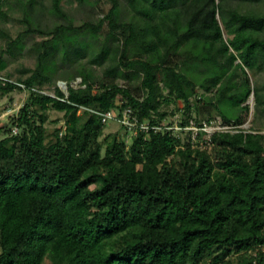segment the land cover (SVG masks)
Returning <instances> with one entry per match:
<instances>
[{"label":"trees","instance_id":"16d2710c","mask_svg":"<svg viewBox=\"0 0 264 264\" xmlns=\"http://www.w3.org/2000/svg\"><path fill=\"white\" fill-rule=\"evenodd\" d=\"M63 1L52 0L58 17ZM109 1L98 22L46 27L43 0H0V75L13 80L0 79V99L28 94L0 125V264H264V133L242 128L253 93L264 107V84L252 86L246 70H264V0H128L129 19L120 0ZM18 10L25 30L13 39L2 25ZM35 34L45 38L31 48L32 74H3L5 57ZM88 57L110 62L100 84ZM56 74L68 80V94L43 88ZM128 78L141 79L143 97L116 82ZM198 87L216 89L205 101L214 108L227 99L239 106L236 116L220 114L228 129L209 141L200 131L197 142L192 131L121 125L131 141L114 135L103 152L108 123L95 112L121 116L130 106L140 122L160 125L170 116L161 100L175 97L184 101L181 125L202 127L192 116L203 101ZM51 108L66 121L49 139Z\"/></svg>","mask_w":264,"mask_h":264},{"label":"rangeland","instance_id":"374dc122","mask_svg":"<svg viewBox=\"0 0 264 264\" xmlns=\"http://www.w3.org/2000/svg\"><path fill=\"white\" fill-rule=\"evenodd\" d=\"M13 0H9V2H12ZM123 5V14L124 19H129L133 16L132 10L129 6L128 0H120ZM238 0H235L233 2V5H238ZM41 8L43 9V26L50 27L53 26L55 23H64V24H73L74 26L82 25L86 22H98L100 18H103L111 9L112 3L109 0H64L62 2V8L65 12L64 17H58L54 13H52V0H43V2L40 4ZM241 6V5H239ZM263 7V6H262ZM22 16L21 11H15L10 12L9 17L6 22L3 23L2 27L6 29V31L10 34V36L14 39L19 37L20 34L24 33L25 27L20 22V18ZM108 23L105 24L101 37H105L108 33ZM229 37V34L225 30V38L227 39ZM45 38V36H40L39 34L35 35H28L26 36L24 40V48L21 49L15 57H12L10 55L6 56L7 60V67L3 71V74H9L13 79H17L19 77L26 78L27 76L32 74V71L37 67V55L34 54L31 50L32 46ZM99 40V39H97ZM7 41L5 39H0V54L2 52V49L6 48ZM117 42L113 45V47H116ZM89 57L83 62L87 65L90 70L93 72L94 79L96 80L97 84L100 80H103V75L108 68L109 61L106 62L102 66H96L91 65L88 63ZM62 63H59V66H61ZM63 66V65H62ZM65 67V65L63 66ZM30 70L26 74H23V70ZM246 70L249 71L250 77H251V83L252 86H261L264 85V70H262L259 73H255V71L250 70L246 68ZM238 74L242 75V70H238ZM239 76V77H240ZM81 78H78L74 81H72L73 85L77 87ZM68 83V80L62 79L60 74H56L51 81L46 82L43 85V88L49 92L50 94H54L55 85H59L66 94H68V89L66 87H63L64 85L62 82ZM119 86L128 88L132 94H134L137 97H143L144 91L141 88V79L140 78H128V79H118L116 80ZM263 85V86H262ZM67 86V85H66ZM99 85H96L98 87ZM259 89V87H258ZM216 89L212 92H207L204 88L198 87L197 89V96L202 97L203 101L196 103L197 106H195L192 109V116L193 118H200L202 119V122L208 121L206 119H210L209 121H213L212 124H209L207 129L210 132H213L221 126L222 120L220 118V114L224 115H232L236 116L240 112L239 106H236L231 99H227L225 101H222L220 104L217 105V107H213L212 104L206 103V99L211 98L215 96ZM163 94L165 97H168L169 93L168 90L164 88ZM264 94V90H263ZM197 96L192 97V100L196 101ZM28 94L26 92H23L22 90H14L13 92L5 95L3 98L0 99V125L4 123H10L11 117L18 112L19 108L27 101ZM213 101H216L213 100ZM249 105V111L244 112V119L245 123L242 125V128L248 131L253 132H261L264 133V111L262 110L264 107L257 106L256 97L253 93L247 102L245 103ZM161 111H166L170 114L168 119L174 120V116L177 114L183 113L184 110V101L183 100H176L175 97H168V100L165 101V98L161 100L160 105ZM80 115L83 113L82 110L79 111ZM220 118V119H219ZM65 117L64 113L60 112L58 110H55L54 108H51L47 112V131H48V138H52L54 132L56 129L63 127L65 124ZM221 121V122H220ZM197 132V142L199 141V137L202 135L200 131ZM116 135L117 137L123 139V140H129L131 141V133L127 132L126 129H124L120 122L117 120H111L107 125H105L103 132L100 137V141L103 146V152L106 149V146L108 145V142L110 139ZM184 138L187 139V133L182 134ZM4 132L0 133V137H4ZM205 140H208L206 138V135L203 136ZM185 139V140H186ZM188 140V139H187Z\"/></svg>","mask_w":264,"mask_h":264},{"label":"built area","instance_id":"2783aa9c","mask_svg":"<svg viewBox=\"0 0 264 264\" xmlns=\"http://www.w3.org/2000/svg\"><path fill=\"white\" fill-rule=\"evenodd\" d=\"M0 79H3L5 81H7V80L13 81V80L4 78L1 75H0ZM66 85L67 84H65V86H63V87L67 88ZM20 86L22 89H26L24 84H20ZM53 96H54V94H53ZM120 103H122V100L120 101ZM95 113H97L101 117L103 123L107 124L111 120H117L120 122L121 125L126 126L127 129L130 130L131 132H137V130H143L145 132H148L150 129H152L156 132L160 131V130H168V131H172V133H174V134L179 135L184 130L192 131V139L194 141L197 140V132H195V131H198V130L203 131L206 135V138L208 139L207 141H209L213 132H215L217 130H226L229 128L226 125H224V122L222 119H221L222 124H220L221 126L219 127V129H217L213 132H210L207 129L208 125L212 124L213 121H204V122H202V127H199L195 124V122L193 120H190L189 125H187L186 127H183L181 125V122H182V115L181 114L175 115L174 120L165 119L162 121V123L160 125H151L149 122H146V121L140 122L139 119L134 115V110L130 106L125 107L121 111V116H119L118 112L115 109L105 111V112H95ZM14 132H18V129L15 128Z\"/></svg>","mask_w":264,"mask_h":264},{"label":"water","instance_id":"95a60500","mask_svg":"<svg viewBox=\"0 0 264 264\" xmlns=\"http://www.w3.org/2000/svg\"><path fill=\"white\" fill-rule=\"evenodd\" d=\"M62 84L65 86L66 82L63 81Z\"/></svg>","mask_w":264,"mask_h":264}]
</instances>
